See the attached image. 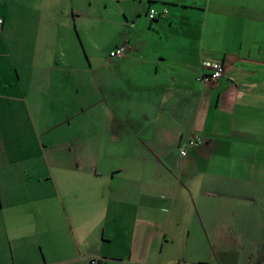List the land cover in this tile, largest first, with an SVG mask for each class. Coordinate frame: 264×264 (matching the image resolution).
<instances>
[{"label": "crops", "instance_id": "0c3cea01", "mask_svg": "<svg viewBox=\"0 0 264 264\" xmlns=\"http://www.w3.org/2000/svg\"><path fill=\"white\" fill-rule=\"evenodd\" d=\"M47 1L0 0V98L13 86L22 92L14 103L0 101V264L55 263L39 240L40 225L52 228L34 207L40 189L68 200L74 222L95 220L90 244L100 264H264V0ZM150 6L167 13L149 20ZM105 22L118 26L115 42L100 60L91 54L99 60L93 69L74 41H93L80 31ZM60 30L69 43L62 55ZM120 45L125 55L110 58ZM10 59L20 63L14 80ZM39 59L57 67L66 60L68 70L48 64L36 75ZM205 61L223 66L213 83L196 80L208 72ZM89 74L99 89L89 106L106 112L71 127L68 151L74 143L79 155L66 159L77 162L62 166L54 155L46 176L25 159L34 152L22 129L26 116L42 106L38 90L77 93L79 82L72 88L70 79ZM109 95L131 102L124 118L107 111ZM66 101L63 110L73 103ZM67 115L49 126L41 121L43 132L71 125ZM191 135L200 143L180 157L179 142ZM99 141L128 150L101 154ZM78 232L85 242L89 234Z\"/></svg>", "mask_w": 264, "mask_h": 264}, {"label": "rangeland", "instance_id": "374dc122", "mask_svg": "<svg viewBox=\"0 0 264 264\" xmlns=\"http://www.w3.org/2000/svg\"><path fill=\"white\" fill-rule=\"evenodd\" d=\"M42 6H45L48 4L49 1L47 0H39ZM10 3H13V1H9ZM108 3V2H107ZM61 6H63L64 2L62 1ZM0 10H5V6L3 3H0ZM2 13V12H1ZM63 16V15H62ZM65 16V15H64ZM53 14L47 13V19L53 18ZM43 20L41 21V25L43 27ZM46 22V21H45ZM63 22L61 21V24ZM106 23V22H105ZM70 24L71 21H70ZM87 26L88 23H83ZM73 27V26H72ZM16 28L15 26L13 29ZM44 29V27L42 28ZM118 30V26H116L114 23H106V24H99L96 26L94 30H87L80 32L83 34V36L88 35L89 38L93 41H74L76 46L79 49V52L82 54L81 57H84V52L90 55L91 57L95 55L100 60V55L102 56L104 52H108V49L112 47L115 41H112L114 37H116V33ZM45 30V29H44ZM14 31V30H13ZM45 32V31H44ZM51 33L53 31L48 30V33ZM86 33V34H85ZM15 34V33H14ZM13 34V35H14ZM59 39L58 41H55V43L60 45V52L58 55H62L64 53V43L69 44L68 41H60L62 37L61 30L58 32ZM101 40V41H95ZM42 41V38L41 40ZM67 48L70 49L68 46ZM84 51V52H83ZM103 51V53H102ZM93 54V55H91ZM97 60V59H96ZM95 58L92 57V68L94 69L96 64ZM99 60H97L99 62ZM66 61V60H65ZM64 60L58 65L55 63H52L51 61H42V59L38 60L37 63L35 62V74L38 75V73L42 72L43 68L45 66H53V70L55 71H64L68 70V64L69 62H65ZM5 64V63H3ZM17 61H14V59H10L7 62V73L10 78V80H14V73L11 75L12 71L14 72L15 66L19 65ZM83 64V62H82ZM78 65V64H77ZM84 65V64H83ZM19 68V66H18ZM75 71L79 72L76 65L72 67ZM61 69V70H59ZM36 80V78H33L32 81ZM72 82V88L75 87L76 83L79 82V92L75 93L74 91L72 94H68L67 92H64L62 89H48L43 88L41 91L38 90L39 93L37 95L39 96V105H42L39 109H31V115L28 113V117L26 116V122L23 126L24 131V137H28L30 145V155L27 158L30 160V164L33 167L39 168L43 173L47 176V160L50 161L51 157L56 155V161L61 164L62 166L68 167L72 162L74 164L77 162L71 161L66 159V156L72 158L73 156H78L79 151L78 147L73 143V148L71 147L72 154L68 151L69 148V135L71 127H74L80 120L83 119H95L96 116H104V113L106 112L105 109H103L100 113V108L98 106H89L90 103L96 99L97 95H99V89L96 88V79L95 76L88 75L85 79H80L79 75H74L72 79H70ZM31 81V74L30 72H26V74L22 77L21 83L27 84ZM69 82V81H68ZM121 88L125 85L123 84V80L121 79ZM14 88L11 90H8L7 93H5L8 98L1 99L0 101H8L9 103L16 102L15 96L22 95L21 91H18L16 86H13ZM33 96V93L31 94ZM105 95V94H104ZM5 96V95H4ZM107 96V95H106ZM146 96V95H144ZM72 98V105L69 104V108L63 110L61 106L64 104L61 102L64 100V102L67 100V98ZM30 98V97H27ZM116 97L114 99L112 96L109 95L107 98V104L110 105L111 108H107V111H113L115 116H118L120 118H124L125 111L131 105V102L124 98L121 100H118ZM61 100V101H60ZM65 104L68 105V102L66 101ZM83 107H88L86 111H83ZM113 107V108H112ZM32 108V107H31ZM67 114L70 116V122L71 125H68L67 122H64L62 124H59L54 127L52 131L49 133L43 132L41 121H46V125L49 126V124L54 122H59L61 119H66ZM67 115V116H66ZM107 116V115H106ZM68 119H66L67 121ZM36 123L37 129L39 131V134L35 133L36 130L33 128V123ZM13 123H16V118H14ZM17 128V126H16ZM90 129H94V127H89ZM95 134V131H93ZM66 136V137H65ZM68 136V137H67ZM38 138V140H37ZM42 144L45 145V153L41 150ZM50 145V148L48 146ZM97 146V150L99 149V152L101 154L104 153V151H108L106 153L112 154V153H118L121 155L122 153L126 152L128 150L127 144L123 143L122 146H116L111 144L109 141H99L97 144L94 143V147ZM95 149V148H94ZM38 150V151H36ZM90 150V149H88ZM54 152V153H52ZM75 154V155H74ZM117 166H124L123 161L120 160V163H115ZM52 166V165H51ZM53 167V166H52ZM54 168V167H53ZM59 168H57V171ZM42 174H40V177H42ZM49 176V175H48ZM45 180V179H44ZM42 181V180H40ZM51 179H46L45 183H49ZM63 195V192H62ZM47 199V200H46ZM63 200V199H62ZM68 200H65V203H63L56 192L54 195L49 193V196L47 197L45 191L43 189H40V191L37 194V199L34 202V207L37 209V214L43 217L42 215L48 214L50 216V219H52V223L50 222V226L52 228H45L40 225L38 229L39 233V240L40 243L43 245V250L48 254V259L55 262L54 264H89L90 258H100L98 257L96 253V248L90 244L93 240L91 238V234L93 231L97 232V228L95 229V220H90L91 218H83L82 221H78L77 223L74 222V219L72 217H68V206H67ZM65 207L67 210H65ZM69 212V211H68ZM72 219V221H71ZM71 224L73 226H71ZM76 225L78 227H76ZM85 231L87 234H89V237L87 238V244L86 241L84 242L82 240V237H80L78 229L80 228ZM89 243V244H88ZM40 253V252H39ZM40 256L42 257L41 253ZM83 258V259H82ZM82 259V260H81ZM50 261V262H52ZM63 261L62 263H60ZM81 261V262H80ZM59 262V263H58Z\"/></svg>", "mask_w": 264, "mask_h": 264}, {"label": "built area", "instance_id": "2783aa9c", "mask_svg": "<svg viewBox=\"0 0 264 264\" xmlns=\"http://www.w3.org/2000/svg\"><path fill=\"white\" fill-rule=\"evenodd\" d=\"M167 13V8L163 7L161 9H157L154 6H150L147 9L146 16L149 20H155L160 17H164ZM2 22V19L0 18V23ZM126 52V46L120 45L115 48H113L109 52L110 58H122L125 55ZM203 67L208 70L206 73H201L198 77H196L197 81H202L204 83H213L217 81L223 74V66L220 62L216 61H205L203 62ZM200 143V140L197 136L191 135L182 141L179 142V156L185 157L187 153V149L190 146H195ZM99 260L92 259L90 264H100Z\"/></svg>", "mask_w": 264, "mask_h": 264}]
</instances>
